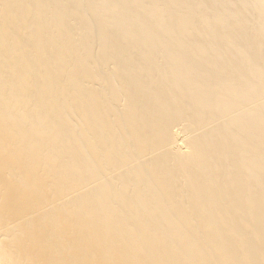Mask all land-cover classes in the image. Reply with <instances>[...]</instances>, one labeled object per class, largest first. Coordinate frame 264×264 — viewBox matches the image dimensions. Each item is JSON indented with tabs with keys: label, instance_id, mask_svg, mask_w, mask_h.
<instances>
[{
	"label": "bare ground",
	"instance_id": "obj_1",
	"mask_svg": "<svg viewBox=\"0 0 264 264\" xmlns=\"http://www.w3.org/2000/svg\"><path fill=\"white\" fill-rule=\"evenodd\" d=\"M226 2L0 0V264H264V23Z\"/></svg>",
	"mask_w": 264,
	"mask_h": 264
},
{
	"label": "rangeland",
	"instance_id": "obj_2",
	"mask_svg": "<svg viewBox=\"0 0 264 264\" xmlns=\"http://www.w3.org/2000/svg\"><path fill=\"white\" fill-rule=\"evenodd\" d=\"M226 1H227V0H226ZM233 1H234L233 3L238 2V3H236L237 11L235 12V13H237V14H234V13H231V12H230V13L232 14L231 17H230V19L232 18V16H235V15H236V16H235V19H236V18H237V15H239L241 11H244V7H245V9H246L245 11H248L247 8H251V6H253V7L251 8L252 11H251V10H249V11H251V12L253 13L255 10H257V12L255 11V12L253 13V15L249 18L250 20L248 19V20L245 21V26H246V27L249 26V27H248V30H252V27H253V28H254L253 30L255 31V27H256V26H254V25H259V23H257V24H254V23H256V21H257L258 19H260V20H258V21H263V23H264V18H263L264 16H262L264 13L262 14V8L259 7L260 4L263 5V3H262L261 0H259V1H257V2L254 1V0H252L253 2H252V1H249V0H244L245 2L248 1V2H252L253 4H254V2H255V3L258 4V6H256L257 4H254V5H253L252 3H251V5H250V3H248V2L245 4V2H243V0H242V4H244V5L241 6V5H242L241 2H240L241 0H233ZM260 1H261V2H260ZM228 2H229V3H228ZM228 2H226V3H228V4H232V5H233V3L231 2V0H230V1L228 0ZM239 2H240V3H239ZM195 3H197V2H194L193 7H194V5H195L196 7L191 8L192 10L190 9L191 11L195 10V11L197 12V13H196V12L194 11V13H193V12L190 11V13H193L192 15H194V17L196 16L195 14L198 15L197 4H195ZM238 5L240 6V8H239ZM247 5H248V6L250 5V7H247ZM254 6H256V7L254 8ZM220 7H221V8H220ZM257 7H258V9H259L260 11H258ZM261 7H262V6H261ZM216 8H217L218 10H221V9L223 8V9H222L221 11H219V12L223 13L222 11H225L224 14L226 13V10H224V6H223V4L217 6ZM216 8H215V9H216ZM219 8H220V9H219ZM238 8H239L240 10H239ZM217 9H216V11L214 10V14H213V12H212L213 16H215V17H218L219 15H221V16H225L224 18H227V20L225 19V21H226V22H229L230 20L228 21V17L230 16V13L228 14V12H227V16H228V17H227L226 14H225V15H224V14H220V13L217 11ZM241 9H242V10H241ZM253 9H254V10H253ZM238 10H239L240 12H239ZM215 12H216V13H215ZM258 12H259V13H258ZM255 13L257 14L258 17L255 16V15H256ZM254 14H255V15H254ZM260 14H261V16H260ZM190 15H191V14H190ZM192 15H191V16H192ZM253 16H254V17H253ZM194 17H193V18H194ZM256 17H257L258 19H257ZM261 17H262V18H261ZM255 18H256V21H254ZM149 19L151 20V18H149ZM233 19H234V17H233L231 20H233ZM251 19H252V20H251ZM225 21H224V23H226ZM247 21H249V23H248ZM253 21H254V22H253ZM258 21H257V22H258ZM250 22H253V23H251V26H250ZM260 23H261V22H260ZM250 27H251V29H250ZM257 28H259V27L257 26L256 29H257ZM260 29H261V25H260ZM262 29H264V28H262ZM257 30H258V29H257ZM177 126H178V127H177ZM177 126H175V127H177V128H176L177 130L179 129V130H178L179 133H178V131H177L176 129H175V132H176L178 135L181 134V135L178 136V140H179V138H180V142H181L182 139H185V136H186L185 134H187V131L185 132V129H183L182 126H180V125H177ZM181 130H182V131H181ZM180 131H181V132H180ZM184 135H185V136H184ZM181 136H182V138H181Z\"/></svg>",
	"mask_w": 264,
	"mask_h": 264
}]
</instances>
